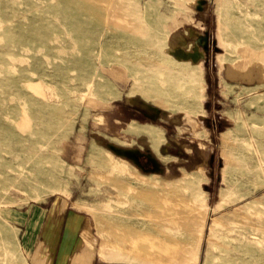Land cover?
<instances>
[{
    "label": "rangeland",
    "instance_id": "rangeland-1",
    "mask_svg": "<svg viewBox=\"0 0 264 264\" xmlns=\"http://www.w3.org/2000/svg\"><path fill=\"white\" fill-rule=\"evenodd\" d=\"M72 213L71 264H264V0H0V264Z\"/></svg>",
    "mask_w": 264,
    "mask_h": 264
},
{
    "label": "crops",
    "instance_id": "crops-1",
    "mask_svg": "<svg viewBox=\"0 0 264 264\" xmlns=\"http://www.w3.org/2000/svg\"><path fill=\"white\" fill-rule=\"evenodd\" d=\"M55 201L51 203L50 208L54 205ZM69 218L73 222L72 227H68ZM69 218H67L65 221L63 219V216L59 217L58 221L55 223L52 230L50 231L51 234L48 240L45 239L44 235L43 238L37 242L35 238L28 240V242L31 243L29 249L31 253L29 257L31 264H38V261H34V255L37 250L36 248L40 243L47 246L49 254V258L46 261L44 260L45 262L41 264H71V256L75 247L78 244H89V242H85L81 239L82 235H80L78 232H75L76 225L79 224L80 226L83 222H85V217L72 213L71 217L69 216Z\"/></svg>",
    "mask_w": 264,
    "mask_h": 264
},
{
    "label": "bare ground",
    "instance_id": "bare-ground-1",
    "mask_svg": "<svg viewBox=\"0 0 264 264\" xmlns=\"http://www.w3.org/2000/svg\"><path fill=\"white\" fill-rule=\"evenodd\" d=\"M191 79H192V77L190 78V81L192 82ZM150 185L151 184L147 183L146 185H144V187L148 188ZM236 201L237 200H232L230 202V205L225 206V209H229L231 207V205L235 204ZM226 204H227V202H226ZM206 217H207V213L201 214V216H200V220H199V224H198L199 234L202 233L203 227H204V225L206 223ZM187 218L188 219L185 220L187 222V225L192 226V224L195 221L194 217L192 215H187ZM228 219H229V221H228V223H227V225L225 227V230L223 231L224 237H226V238L231 240V239H236L239 235L248 234V230H249V222H248V220H249V218L246 217L245 215H243V213L237 212V213H235V215L233 217H231V218L228 217ZM31 220H32L31 223H33L34 219H31ZM54 220H55V217L52 215L51 217H49L47 219V225L51 226L54 223ZM72 224H73V222L71 220H69L68 221V227H72ZM32 226H33L32 224H28V229H27V231L25 233V238H27L29 236ZM49 231L50 230H47V233ZM134 242L135 241L130 242L131 247L135 244ZM228 246H229V249H228V251L225 252L226 255H224V259H223L224 261H223L222 264H229L231 259L238 255V251L235 249L234 243H229ZM43 253L45 254V258H46L47 255H48V251L45 252V250H43Z\"/></svg>",
    "mask_w": 264,
    "mask_h": 264
}]
</instances>
